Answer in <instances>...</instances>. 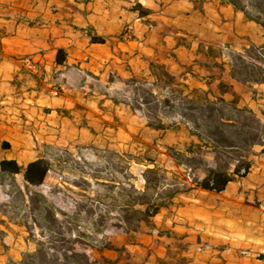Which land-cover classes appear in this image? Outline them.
<instances>
[{
	"label": "rangeland",
	"instance_id": "rangeland-1",
	"mask_svg": "<svg viewBox=\"0 0 264 264\" xmlns=\"http://www.w3.org/2000/svg\"><path fill=\"white\" fill-rule=\"evenodd\" d=\"M136 3L156 11L161 6L157 0H133L125 5H113L114 14H121L124 22H132L134 28L138 24L128 10ZM163 4L170 9L169 23L177 27H195L205 42L228 41L235 51H242L252 42L264 44V35L253 24L245 22L240 14L209 6L206 9L207 20L202 21L190 10L188 0H169ZM219 17L223 20L219 21ZM157 37L156 32L147 36L142 49L138 46L137 52L130 46L121 51L118 44L107 37L108 43L114 47V59L101 63L97 56H89L69 72H60L55 78L57 81L47 83V88L40 86L30 75L23 84H18L17 89L11 86V95L15 98L11 100V111L4 114L3 122L7 127L11 125V142L25 148L11 151L12 159L8 160H15L26 168L43 158L53 167L44 185L38 188L27 187L21 176L5 180L2 184L0 181V213L10 226L3 227L9 235L4 238L9 245L6 246L9 254L0 264H14L22 259L24 264H61L58 258L64 251L72 256L69 264H77L83 261L78 256L80 254L95 258L96 243L126 244L118 227L119 219L112 213L108 214L111 205L120 206L117 202H121L122 193L113 192L108 187L116 183L120 184L121 190L128 192L131 184L137 189L145 186L140 171H145L147 165L145 145H153L158 150V156H150L156 161L152 169L167 174V182L171 183L174 177L189 176L185 169L167 157L171 153L168 147L175 148L177 153L185 152L184 144L188 142L185 138L152 133L140 115L133 116L127 109H106L112 97L121 101L131 100V94L120 78H129L128 70L142 76L144 64L141 55L153 57L154 45H159ZM118 62H126L127 65ZM110 77L114 78L113 83H110ZM27 91L30 94L27 95ZM38 93L54 99L65 95L75 101L76 104L69 102L70 108L64 105L57 109L71 111L72 119L53 108L44 107L41 102L35 103ZM254 110L258 111L256 105ZM203 158L211 170H219L224 163L220 176H234L235 181L244 183L247 176L240 177V165H231L220 159L217 153L205 152ZM4 159L7 158L1 155L0 162ZM257 167L264 168V157L257 160ZM191 174L194 178L201 176L198 171ZM156 222L161 223L160 216ZM91 236H97L98 240L94 241ZM139 241L150 249L160 250V245L145 232L140 234ZM129 252L138 255L144 251L130 247ZM124 264H132L131 259L124 260Z\"/></svg>",
	"mask_w": 264,
	"mask_h": 264
},
{
	"label": "trees",
	"instance_id": "trees-1",
	"mask_svg": "<svg viewBox=\"0 0 264 264\" xmlns=\"http://www.w3.org/2000/svg\"><path fill=\"white\" fill-rule=\"evenodd\" d=\"M188 1L193 5V13L198 14L202 21L207 20L206 9L209 6L230 8L264 35V0ZM166 7L163 4L156 11L136 3L128 10L145 33L140 38L135 28L125 23L113 41L118 45L131 42L142 44L147 36L156 32L159 46L153 50V57L141 55L145 66L142 76L128 70L131 76L120 78L130 92L131 100L121 101L112 97L106 109H127L133 116L140 115L145 127L152 133L185 138L188 141L184 144L185 152L177 153L175 148L168 147L171 153L167 157L185 169L189 176L174 177L171 183L167 182V174L152 169L156 161L150 156H158V150L153 145H145L147 165L145 171L140 170L145 186L137 189L131 184L128 192L121 190L120 184L108 187L113 192L122 193L121 202H117L120 206L111 205L108 214L112 213L119 219L118 227L126 244L96 243L95 258L86 253L80 254L78 256L83 261L77 264H124L126 259H131L132 264H189L184 256L186 246L183 235L176 231L177 226L173 223L186 208L179 198L196 190L213 194L224 191L220 183L224 163L219 170H211L206 166L203 154L217 153L220 159L231 165H240L241 178L256 168L257 160L264 157V44L252 42L238 52L230 43L205 42L195 27H177L169 23L171 13ZM58 23L56 21L55 25ZM198 27H201L200 24ZM74 29L77 31L79 28ZM85 31L89 45L108 43L95 33L93 26L86 27ZM11 37L0 31V51L2 41ZM56 65L60 68L67 66V54L63 48L57 51ZM113 79L110 77V83ZM252 104L258 107V111L252 108ZM57 112L71 118L69 110ZM2 147L10 149L7 143H3ZM52 167L43 158L26 168L15 160L4 159L0 162V181L2 184L5 180L21 176L27 187L38 188L44 185ZM197 171L201 176L194 178L191 173ZM158 216L163 218L161 223L156 222ZM169 222L172 225H168ZM4 226L5 229L10 227L2 216L0 227ZM143 232L160 245L165 252L164 258L156 254L157 250L139 241ZM6 235L5 231H0V244L5 241ZM91 238L98 240L97 236ZM130 247H139L144 252L131 255ZM71 258L69 252L64 251L58 260L61 264H69ZM14 264H24V259Z\"/></svg>",
	"mask_w": 264,
	"mask_h": 264
},
{
	"label": "crops",
	"instance_id": "crops-1",
	"mask_svg": "<svg viewBox=\"0 0 264 264\" xmlns=\"http://www.w3.org/2000/svg\"><path fill=\"white\" fill-rule=\"evenodd\" d=\"M129 1L133 0H0V31L12 36L2 41L0 51V156L12 159L11 151L25 148L24 145L11 142V125L7 127L3 122L4 114L11 111V100L15 98V95H11L13 83L17 89L18 84H23L30 75L40 86L47 88V83L57 81L55 78L60 72H69L89 56H97V60H102L101 63L114 59L111 44L89 45L85 29L93 26L98 36L104 39L109 37L113 41V37L123 30L125 18L121 14H114L112 6L125 5ZM157 1L160 5L169 3V0ZM190 5L193 12V5ZM219 9L234 13L230 8ZM218 20L222 21L223 17ZM56 21H59L58 25H55ZM127 23L133 26L132 22ZM75 27L79 29L76 31ZM135 30L139 37L145 33L140 24ZM143 44L131 42L119 44L118 48L124 51L130 46L137 52L138 46L142 49ZM158 46L154 45V49ZM60 48L65 49L67 54V66L64 68L56 65ZM28 94L30 92L27 91ZM37 97L35 103L41 102L44 107L55 110L64 105L70 108L69 102H75L65 95L54 99L38 93ZM60 119L67 121L65 118ZM3 143L9 144L10 149L4 150ZM233 177L220 176L224 188L222 193L195 191L179 198L186 208L173 223L177 226L176 231L183 235V244L186 246L184 256L189 264H195L197 260L198 264H264V168L252 169L244 183L235 181ZM162 219L160 216L161 222ZM168 225H172V222ZM0 231L5 230L0 227ZM1 246L0 261H3L8 257L6 246L9 245L4 241ZM156 254L165 257L162 248Z\"/></svg>",
	"mask_w": 264,
	"mask_h": 264
}]
</instances>
